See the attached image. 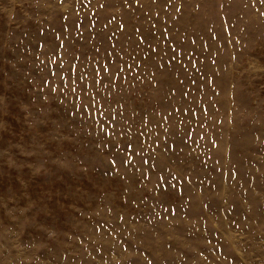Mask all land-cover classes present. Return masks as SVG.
Segmentation results:
<instances>
[{
  "label": "rangeland",
  "instance_id": "374dc122",
  "mask_svg": "<svg viewBox=\"0 0 264 264\" xmlns=\"http://www.w3.org/2000/svg\"><path fill=\"white\" fill-rule=\"evenodd\" d=\"M0 264H264V0H0Z\"/></svg>",
  "mask_w": 264,
  "mask_h": 264
}]
</instances>
